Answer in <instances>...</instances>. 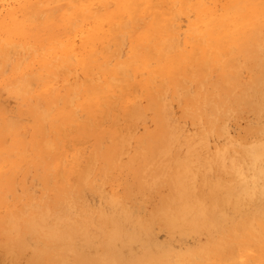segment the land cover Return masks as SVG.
<instances>
[{"label": "rangeland", "instance_id": "rangeland-1", "mask_svg": "<svg viewBox=\"0 0 264 264\" xmlns=\"http://www.w3.org/2000/svg\"><path fill=\"white\" fill-rule=\"evenodd\" d=\"M257 2L0 0V256L264 264Z\"/></svg>", "mask_w": 264, "mask_h": 264}, {"label": "bare ground", "instance_id": "bare-ground-1", "mask_svg": "<svg viewBox=\"0 0 264 264\" xmlns=\"http://www.w3.org/2000/svg\"><path fill=\"white\" fill-rule=\"evenodd\" d=\"M242 1V0H241ZM238 2H239V0H238ZM248 3V2H247ZM47 4H48V2H47ZM233 4H234V2H233ZM228 5H230V4H228ZM204 6V4H202V7ZM237 6V5H236ZM247 6V5H246ZM191 7H193V6H191ZM240 7V6H239ZM239 7H237V8H239ZM251 7V6H250ZM172 8V7H171ZM171 8H169V9H171ZM235 8V7H234ZM243 8V7H242ZM249 8V7H248ZM179 9V8H178ZM174 10V9H173ZM205 10V9H204ZM230 10V9H229ZM238 12H239V10L238 9H236ZM235 9H232L231 8V11H230V13H233L234 12V14L237 16V11H236ZM60 11H62V10H60ZM175 11V10H174ZM212 11V10H211ZM243 11V10H242ZM247 11V10H246ZM222 12H224V11H222ZM226 12V11H225ZM228 12V11H227ZM244 12V11H243ZM253 12L254 13H256V18H254L255 20L253 21V20H251V21H249V22H251V25L252 26H254V28H253V30L251 31V33H249L248 35L249 36H246L245 38H244V40L243 41H239V45L241 46V48H239V51H240V49L242 50V52H244L245 54H247V55H249L252 59H253V61L255 62V69H254V74H253V76H254V79H253V81L254 82H256V83H259L260 81H262V80H264V59H263V57H262V52H261V49H260V46H261V44H262V42L264 41V0H258V2H257V4H255V7H253ZM118 13V12H117ZM200 13H202V15L201 16H205L206 14H207V12H204V11H201ZM214 13V12H213ZM229 13V12H228ZM240 13V12H239ZM238 13V14H239ZM182 14V13H181ZM216 14V13H215ZM234 14H233V16H234ZM244 14V13H243ZM170 16H172V14L170 15ZM229 16H230V14H229ZM173 17V16H172ZM217 17V16H216ZM225 17H227V16H225ZM200 18V17H199ZM207 18V17H206ZM219 18H220V16H219ZM218 17H217V19H219ZM229 18V17H228ZM197 19V18H196ZM225 19V18H224ZM223 19V20H224ZM219 20H221V19H219ZM228 20V19H227ZM236 21L234 22L235 24H236V22L238 21V22H240L238 19H235ZM225 21V20H224ZM223 21V22H224ZM233 21V20H232ZM205 24L207 25V23L209 24V28H210V25H212V24H214V23H216L215 22V20H213L212 18H210L208 21L207 20H205ZM228 22V21H227ZM202 23H203V26H204V22H203V20H202ZM218 23V22H217ZM220 24H222V22L220 23ZM219 24V25H220ZM225 23H223L222 25H224ZM228 24V23H227ZM232 24V23H231ZM229 25L230 24H228V27H229ZM239 25V24H238ZM241 25V24H240ZM248 25V24H247ZM250 25V24H249ZM85 26V25H84ZM20 27V26H19ZM241 27V26H240ZM77 28V27H76ZM216 28H218V25H217V27ZM80 29V28H79ZM199 29V28H198ZM211 29H213V27L211 28ZM215 29V28H214ZM221 29H223V31H224V29H225V27H223V28H221ZM228 29H230V27L228 28ZM217 30V29H216ZM227 30V29H226ZM240 30H241V28H240ZM212 31V30H211ZM236 34H237V30L235 31V30H233ZM230 32H231V30H230ZM240 32V31H239ZM240 34V33H239ZM238 34V35H239ZM226 35V34H225ZM207 36V35H206ZM236 37V36H235ZM229 40H230V38H228ZM185 41V40H184ZM187 42V41H186ZM222 43H223V41L222 40H217L216 41V43H215V45H222ZM234 43H235V41H234ZM233 43V44H234ZM264 43V42H263ZM41 44V43H40ZM134 44V43H133ZM230 44V43H229ZM225 45V44H224ZM238 45V46H239ZM226 46V45H225ZM239 46V47H240ZM100 47V46H99ZM216 47V46H215ZM28 48V47H27ZM225 48V47H224ZM235 48H236V45H235ZM238 49V48H237ZM210 50V49H209ZM224 50H226V49H224ZM238 51V52H239ZM9 52V51H8ZM7 52V53H8ZM237 52V51H236ZM238 52H237V54H238ZM234 54V53H233ZM8 56V55H7ZM26 56V55H25ZM79 56V55H78ZM237 56V55H236ZM231 57V56H230ZM1 59V58H0ZM27 66V65H26ZM254 67V66H253ZM114 81V80H113ZM135 81V80H134ZM111 82V81H110ZM62 84V83H61ZM65 84V83H64ZM195 84V83H194ZM214 86V85H213ZM220 86V85H219ZM122 95V94H121ZM44 105V104H43ZM134 110H136V109H134ZM135 112V111H134ZM51 116V115H50ZM139 118V117H138ZM143 118V117H142ZM11 122V121H10ZM154 125V124H153ZM19 127V126H18ZM26 127V126H25ZM179 135V134H178ZM183 135V134H182ZM179 137V136H178ZM177 137V138H178ZM174 139V138H173ZM172 139V140H173ZM176 140V139H175ZM178 140L179 139H177L176 141H177V143H178ZM174 141V140H173ZM175 142V141H174ZM178 144H180V141H179V143ZM174 146V145H173ZM195 150V149H194ZM210 150V149H209ZM228 150V149H227ZM255 152H257V155L259 154V156H261V151H263L264 150V146H258L257 148H255V149H253ZM30 151V150H29ZM193 151V150H192ZM191 151V152H192ZM196 151H197V149H196ZM208 151V150H207ZM229 151V150H228ZM168 152H169V150H168ZM172 152V151H171ZM194 153V152H193ZM192 153V154H193ZM198 153H200L201 154V152H199L198 151ZM228 153V152H227ZM264 153V152H263ZM172 154L173 153H171V156H172ZM226 154V153H225ZM194 155V154H193ZM193 155H191V156H186V157H188V159H187V161L186 162H183L182 164H178V166L180 167V168H182V169H184V170H186V171H188V172H190L194 167H196V160L198 159V158H201V157H205V155H200L199 157L197 156V159H195V157L193 156ZM195 155H197V153L195 154ZM168 157V156H167ZM208 157H209V155H208ZM208 157L207 158H205L206 160L208 159ZM227 158H228V156H227ZM227 158H225V159H227ZM230 158V157H229ZM202 159V158H201ZM179 160V159H178ZM204 160V159H203ZM203 160H201V161H203ZM229 160V159H228ZM237 162H235V164H236ZM50 165V164H49ZM172 165V164H171ZM198 166V165H197ZM257 167V166H256ZM230 169V168H229ZM235 169V168H234ZM186 171H185V173H186ZM241 172V171H240ZM90 173V172H89ZM188 174V173H187ZM191 175H193V173L191 174ZM244 178V177H243ZM74 179V178H73ZM243 182V181H242ZM252 182H254V180L252 181ZM258 182V181H257ZM257 182H256V184H257ZM249 183V184H248ZM246 182V186H245V183H241V184H243L245 187L241 190L242 191V193L243 194H245V195H247V194H249V193H251V191L253 190V186L251 187V182ZM255 183V182H254ZM237 184V183H236ZM11 185V184H10ZM243 185H242V187H243ZM235 187H237L236 185H235ZM240 188V187H239ZM256 188H257V186H256ZM230 189L231 188H227V191H226V193L227 192H230ZM229 190V191H228ZM234 190H236V189H234ZM256 190V189H255ZM223 191H225V190H223ZM232 191H233V188H232ZM230 192V193H232L233 194V192ZM218 193V192H217ZM220 193V192H219ZM218 193V194H219ZM222 193V192H221ZM255 193V192H254ZM216 194V193H215ZM229 195H231V194H229ZM115 198V197H114ZM127 204V203H126ZM121 206V205H120ZM51 209V208H50ZM118 209V208H117ZM70 213V212H69ZM119 213V212H118ZM108 214V213H107ZM111 214V213H110ZM69 218V217H68ZM78 218H80V217H78ZM164 219V218H163ZM71 220H72V218H71ZM116 220H118V219H116ZM114 221H115V219H114ZM129 221V220H128ZM63 223V222H62ZM82 223V222H81ZM127 223V222H126ZM128 223H130V222H128ZM78 224V223H77ZM123 224V223H122ZM75 225V224H74ZM73 225V226H74ZM61 226H63L62 224L60 225V228H61ZM65 226H67V225H65ZM64 226V227H65ZM80 226V225H79ZM3 227V226H2ZM12 227V226H11ZM14 227V226H13ZM18 227V226H17ZM63 227V228H64ZM134 227H136V226H134ZM16 227H14V229H15ZM75 228V227H74ZM74 228H72L73 230H74ZM13 229V230H14ZM76 229V228H75ZM134 229V228H133ZM61 230V229H60ZM123 231H125L124 230V228L122 229ZM84 230H82L81 232H83ZM85 231H86V229H85ZM84 231V232H85ZM116 231V230H115ZM128 231V230H127ZM131 231H133V230H131ZM134 231L135 232H139V231H136L135 229H134ZM73 232V231H72ZM63 233V232H62ZM140 233V232H139ZM138 233V234H139ZM47 234V233H46ZM45 234V235H46ZM49 234V233H48ZM53 234H55V233H53ZM61 234V233H60ZM115 235H117V233L115 234ZM141 235V233L139 234V235H137V236H140ZM44 236V235H43ZM47 236V235H46ZM143 236V235H142ZM4 238H6V237H4ZM13 238V237H12ZM37 238H38V236H37ZM78 238V237H77ZM142 238V237H141ZM8 239V238H7ZM12 240V239H11ZM57 241H62V243H63V239L62 238H60V237H57ZM137 241V240H136ZM25 242V241H24ZM139 242H140V240H139ZM28 243H29V241H28ZM62 243H61V246H63L62 245ZM79 243V242H78ZM18 244V243H17ZM60 244V243H59ZM66 244V243H65ZM64 244V245H65ZM58 245V244H57ZM69 245V244H68ZM78 246H80L79 244H77ZM77 245L76 246H72V247H68V246H64L63 247V249H62V253L61 254H63L62 255V257L57 261V264H110L109 262H100V261H88V260H84L80 255H79V253H78V248H77ZM56 246V245H55ZM27 247V246H26ZM59 247H60V245H59ZM27 250V249H26ZM36 250V249H35ZM32 252H33V250H32ZM32 252H28V251H24V252H22L21 254H19V255H14V254H11L12 256H0V264H16L17 262H20L19 264H35V263H42V261H44V260H42V258L40 257V256H38V255H36V254H34V253H32ZM99 253V252H98ZM236 254H237V252H235ZM45 257V256H44ZM94 257V256H93ZM97 259V258H96ZM18 264V263H17ZM44 264V263H43ZM51 264V263H50ZM169 264V263H168ZM170 264H172V263H170Z\"/></svg>", "mask_w": 264, "mask_h": 264}]
</instances>
